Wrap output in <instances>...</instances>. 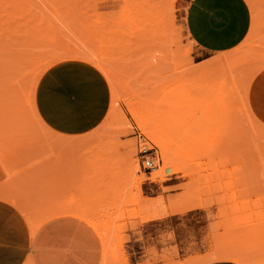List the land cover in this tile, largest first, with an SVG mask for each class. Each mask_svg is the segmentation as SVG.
I'll list each match as a JSON object with an SVG mask.
<instances>
[{"label": "rangeland", "instance_id": "1", "mask_svg": "<svg viewBox=\"0 0 264 264\" xmlns=\"http://www.w3.org/2000/svg\"><path fill=\"white\" fill-rule=\"evenodd\" d=\"M246 1L245 41L201 61L177 0H0V198L43 219L32 246L56 263L264 264V0ZM55 40L112 70L110 112L90 134L64 138L37 111L44 74L28 60ZM226 57L224 78L203 70ZM71 140L80 148L51 147ZM163 153L180 170L150 179ZM44 246L26 264L50 263Z\"/></svg>", "mask_w": 264, "mask_h": 264}, {"label": "crops", "instance_id": "2", "mask_svg": "<svg viewBox=\"0 0 264 264\" xmlns=\"http://www.w3.org/2000/svg\"><path fill=\"white\" fill-rule=\"evenodd\" d=\"M176 8L201 61L237 48L251 29V9L246 0H177ZM111 103L112 92L106 77L96 67L81 60L63 61L52 66L38 85L37 111L43 122L56 133L65 135L64 138L95 131L106 120ZM71 242L85 241L77 236ZM39 245L40 240L32 246L30 226L23 212L12 202L0 198V264H26L29 256L40 262L45 252L40 250L44 245ZM32 247L39 249L38 254ZM44 247L48 249L46 253L51 254L48 264H69L68 257L64 262L56 263L53 248ZM67 250L71 254V249ZM208 264L235 263L225 260Z\"/></svg>", "mask_w": 264, "mask_h": 264}, {"label": "bare ground", "instance_id": "3", "mask_svg": "<svg viewBox=\"0 0 264 264\" xmlns=\"http://www.w3.org/2000/svg\"><path fill=\"white\" fill-rule=\"evenodd\" d=\"M56 10H58V8L56 9ZM57 14V13H56ZM55 14V19L58 21V22H55L54 20H53V18H52V20L55 22V25H57V24H59V23H62L63 22V20H66L67 21V16L65 17V16H63V18L61 17L62 16V13H60L59 12V14H61V16H58V15H56ZM32 17V16H31ZM39 19V18H38ZM42 19V18H41ZM50 19V18H49ZM62 19V20H61ZM33 21V20H32ZM42 22H41V24L38 26V27H41V26H43V25H47V23L46 24H43V23H45V21L42 19L41 20ZM50 21H51V19H50ZM60 21H62V22H60ZM262 21V20H261ZM52 22V21H51ZM50 22V23H51ZM258 22H259V20H258ZM50 23H48V25H50ZM53 23V22H52ZM51 23V24H52ZM62 24H64L68 29H69V27H70V25H69V23H67L66 22V24H65V21L62 23ZM25 25H27V24H25ZM32 25V24H31ZM47 25V26H48ZM258 25H259V23H258ZM52 26L54 27V24H52ZM52 26H49L50 27V29H49V27H47V29H48V31L50 30L51 32L52 31H57V30H55ZM61 26V25H60ZM57 27V26H56ZM29 28H30V26H29ZM45 28V27H44ZM53 28V29H52ZM43 29V28H42ZM52 29V30H51ZM58 30H60L59 29V27L57 28ZM46 30V29H45ZM45 30H43V31H45ZM42 31V30H41ZM32 32V31H31ZM53 34H54V32H52ZM261 33V32H260ZM27 34V33H26ZM28 35V34H27ZM55 35V34H54ZM56 35H58V31H57V34ZM55 35V36H56ZM257 36V35H256ZM57 37V36H56ZM264 37V36H263ZM53 38V37H52ZM262 38V37H261ZM47 39V38H46ZM56 39V38H55ZM54 40V39H53ZM259 40V39H258ZM37 41V40H36ZM57 40H55L53 43H51L50 45H48V46H46V47H41L40 49H41V51H39V52H35V54H34V56H33V58L32 57H30V59L28 60L31 64H30V66H31V68L32 67H36L37 69H39V71H38V74H37V76L39 77V79L41 78V76L49 69V68H51L52 66H54V65H56V64H58V63H60V62H63V61H67V60H81V61H85V62H87V63H89V64H91V65H93L94 67H96L107 79H109V82H112V83H114L113 82V76H112V70H111V68L108 66V64L105 62V58H104V55H102L101 53H95V51H90V53L89 52H87V53H89V54H86V52L85 51H83V53H80V52H78V51H73L74 50V48L73 47H70V45H68L67 44V42H66V44L67 45H65L66 47L65 48H62V47H64V46H62V44H64V42L62 43V44H60V42L58 41V43L56 42ZM173 42V41H172ZM256 42V41H255ZM260 42H262V41H260ZM32 43V42H31ZM69 43V42H68ZM175 43V42H174ZM173 43V44H174ZM27 44V43H26ZM70 44V43H69ZM173 44H172V48H173ZM249 44V43H248ZM259 44V43H258ZM258 44L256 45L257 47H259V50L262 48L261 46L262 45H260V46H258ZM31 45V44H30ZM60 45V46H59ZM175 45V47H174V49H176L177 50V47H176V43L174 44ZM253 45H254V43H253ZM252 48H253V46H251ZM250 47V48H251ZM254 48H256L255 46H254ZM264 48V47H263ZM36 49V48H35ZM73 49V50H72ZM78 50V49H77ZM173 50V49H172ZM171 50V51H172ZM175 50V51H176ZM246 50V49H245ZM252 50V49H251ZM257 50V49H256ZM259 50H258V52H259ZM80 51V50H79ZM169 52L171 55H172V53L173 52ZM261 51V50H260ZM263 51V50H262ZM18 52V51H17ZM81 52H82V50H81ZM94 52V53H93ZM260 53V52H259ZM262 53V52H261ZM23 54V53H22ZM170 54H168L167 53V55H170ZM175 54V53H174ZM21 58V57H20ZM19 58V59H20ZM18 59V60H19ZM228 59V57H226V58H224V59H221V60H218V61H216V62H214V63H212V64H210L208 67L209 68H211V69H209L208 67H205L203 70L205 71V70H208L207 72V74H212V78H213V76H215V77H217L218 76V74H219V76H218V78L219 77H223L224 78V76H225V74H224V72H223V70H224V68H225V65H224V63H225V61ZM23 60V59H22ZM21 60V61H22ZM25 60H27V59H25ZM21 61L19 62V63H21ZM23 64V63H22ZM21 64V65H22ZM25 64H23V66H24ZM25 68H28V67H25ZM213 68V69H212ZM219 68V69H218ZM18 69V68H17ZM34 70H36L35 68H33ZM32 70V69H31ZM34 70H32V71H34ZM213 70V71H212ZM201 71V70H200ZM221 75V76H220ZM224 75V76H223ZM113 77V78H112ZM221 77V78H222ZM38 79V78H37ZM37 79H35V80H37ZM34 80V81H35ZM111 80V81H110ZM34 85V84H33ZM115 85L117 86V84H116V81H115ZM114 88V87H113ZM35 89V88H34ZM33 89V90H34ZM117 89V88H116ZM30 91H31V88H30ZM114 93H116V92H114ZM31 95V94H30ZM115 95V94H114ZM32 97V96H31ZM27 99V98H26ZM30 100H32V99H30ZM133 100V99H132ZM136 100V99H135ZM114 101L116 102V98H114ZM114 102V103H115ZM168 102V101H167ZM137 103V102H136ZM170 103V102H169ZM171 104V103H170ZM29 105H30V108H31V110H32V114H33V116L39 121V122H41V119H40V117H39V115H38V113H37V111H36V107H35V103H34V100H33V103L30 101L29 102ZM170 107V106H169ZM113 111V110H112ZM117 111V110H116ZM115 111V112H116ZM123 114V113H122ZM110 116H112V115H110ZM116 116V115H115ZM42 123V122H41ZM131 127V126H130ZM110 140H111V138H110ZM91 141V140H90ZM106 141V140H105ZM102 144V143H101ZM56 145V146H55ZM80 145H81V142L80 141H63V142H60V143H56V144H54V145H52L51 147H53V148H60V150L62 149V151H65V150H63V148L64 149H67L66 151L68 152V150H70V151H75V150H77L78 148H80ZM109 146H110V144H108ZM84 146V145H83ZM82 147V146H81ZM98 147H99V145H98ZM90 150H92V149H90ZM90 150H88V151H90ZM65 151V152H66ZM69 151V152H70ZM96 151V150H95ZM91 152V151H90ZM87 153V152H86ZM163 158H164V160L162 161V162H164V164L162 163V165H160V167H158V171H157V173L155 174V175H153L150 179H155V178H158V177H163L164 175H166L167 173H172V172H174V171H178V170H180V168H178V167H171V162H170V156L167 154V155H164V153H163ZM155 169V168H154ZM153 169V170H154ZM146 179V178H145ZM138 180V179H137ZM138 183V182H137ZM255 194H256V192H255ZM257 195V194H256ZM73 202V201H72ZM79 202V201H78ZM77 202V203H78ZM146 202H148V201H146ZM79 204V203H78ZM77 204V205H78ZM105 204V203H104ZM162 205V204H161ZM194 205V204H193ZM52 206V205H51ZM72 206V205H71ZM106 206V205H105ZM157 206H158V203H157ZM162 207V206H161ZM170 207V206H169ZM168 207V208H169ZM172 207V206H171ZM158 209L160 208V206L159 207H157ZM158 209H156V210H158ZM163 209V208H162ZM171 209V208H170ZM173 209H175L174 207H173ZM172 209V211H174ZM43 210V209H42ZM158 212V211H157ZM156 212H154V214H155ZM51 214V213H50ZM58 214H72L71 213V211H70V209L69 208H66V209H64V210H62L61 212H59ZM145 214V213H144ZM143 214V215H144ZM157 214V213H156ZM160 214V213H159ZM159 214H158V216H159ZM142 215V214H141ZM146 215V214H145ZM153 215V214H152ZM152 215H149V216H147L144 220L146 221V220H149V219H151V218H153V219H155L156 218V216L154 217V216H152ZM46 217V216H45ZM47 217H48V215H47ZM162 217V216H161ZM28 219V218H27ZM43 220V219H42ZM42 220H41V223H42ZM28 221L30 222L29 224L32 226V235H33V239H34V236H35V234H36V232H37V230L39 229V227L43 224H41L40 223V225H35L37 222L36 221H34V223H32L31 222V218H30V220L28 219ZM38 222H40V221H38ZM92 224V223H91ZM93 225V224H92ZM95 227V226H94ZM104 240V239H103ZM239 250V249H238ZM233 252V251H232ZM107 254V253H106ZM249 255V254H248ZM107 258V257H106ZM227 258V257H226ZM230 258V257H229ZM30 260H31V258H30ZM29 260V261H30ZM108 260V259H107ZM231 260H233V258H231ZM104 262V261H103ZM108 262V261H107ZM28 264H32L31 263V261L28 263ZM104 264V263H103ZM120 264H123V262H121Z\"/></svg>", "mask_w": 264, "mask_h": 264}, {"label": "built area", "instance_id": "4", "mask_svg": "<svg viewBox=\"0 0 264 264\" xmlns=\"http://www.w3.org/2000/svg\"><path fill=\"white\" fill-rule=\"evenodd\" d=\"M148 149H144L143 152L144 153H147ZM144 164H145V167L150 169V170H153L155 167H156V164H155V155L154 154H146L144 155Z\"/></svg>", "mask_w": 264, "mask_h": 264}]
</instances>
